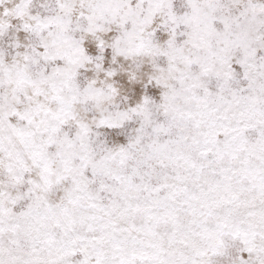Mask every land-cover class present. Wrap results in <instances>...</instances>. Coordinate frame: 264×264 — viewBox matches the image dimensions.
I'll return each mask as SVG.
<instances>
[{
  "label": "snow or ice",
  "instance_id": "snow-or-ice-1",
  "mask_svg": "<svg viewBox=\"0 0 264 264\" xmlns=\"http://www.w3.org/2000/svg\"><path fill=\"white\" fill-rule=\"evenodd\" d=\"M0 264H264V0H0Z\"/></svg>",
  "mask_w": 264,
  "mask_h": 264
}]
</instances>
